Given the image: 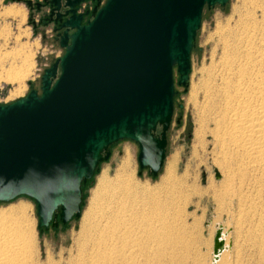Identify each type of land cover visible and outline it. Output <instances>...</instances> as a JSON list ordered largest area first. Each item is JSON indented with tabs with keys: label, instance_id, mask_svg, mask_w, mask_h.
<instances>
[{
	"label": "water",
	"instance_id": "water-1",
	"mask_svg": "<svg viewBox=\"0 0 264 264\" xmlns=\"http://www.w3.org/2000/svg\"><path fill=\"white\" fill-rule=\"evenodd\" d=\"M82 1L44 0L52 11L66 8L57 13L65 17L63 54L43 69L38 89L0 104V202L33 199L39 229L79 217L82 184L118 140L137 143L138 174H158L174 110V68L186 88L203 9L228 2L90 0L96 4L83 23L76 13ZM222 245L218 230L213 252Z\"/></svg>",
	"mask_w": 264,
	"mask_h": 264
},
{
	"label": "bare ground",
	"instance_id": "bare-ground-1",
	"mask_svg": "<svg viewBox=\"0 0 264 264\" xmlns=\"http://www.w3.org/2000/svg\"><path fill=\"white\" fill-rule=\"evenodd\" d=\"M258 1L238 2L225 23L216 25L210 35H217L216 43L189 92L195 125L192 155L210 137L225 184L235 189L231 192L237 200L249 203L250 216L256 218L249 223L248 249L257 255L251 264H264V0ZM0 18L21 23L25 11L11 4L3 7ZM10 34L9 25L0 28V38L7 41ZM22 34L14 37L17 46L0 55V82L15 85V92H22L34 66L30 44L19 43ZM177 161L176 155L169 159L151 188L135 181L127 152L113 177L102 171L92 195L95 204H89L70 247L57 260L46 253L41 261L27 207L0 209V264H185L180 251L187 229L176 222L175 213L193 184L187 169L179 173ZM224 237L222 231L224 244L213 252L212 264H228L222 261L228 246Z\"/></svg>",
	"mask_w": 264,
	"mask_h": 264
},
{
	"label": "rangeland",
	"instance_id": "rangeland-1",
	"mask_svg": "<svg viewBox=\"0 0 264 264\" xmlns=\"http://www.w3.org/2000/svg\"><path fill=\"white\" fill-rule=\"evenodd\" d=\"M241 1L245 0H228L224 7L214 6L204 9L200 28L196 33L194 46L190 54V73L186 88L177 85L178 74L176 68H174V89L176 91L173 98L174 110L170 127L166 133L165 157L162 167L156 176L151 175L147 168L142 169L141 174H138V145L132 140L122 139L109 146V158L98 165V169L88 180L84 190H82L83 195L79 217H73L66 224L58 223L57 227L49 226L48 229H39L37 225L36 204L33 199L27 196L22 195L9 202H0V209L3 210L18 205H24V207L28 208L27 215L33 222L41 261H44L46 253H49L54 260H57L59 252L70 247L71 239L79 230L80 221L90 207L89 204H95L94 200H92L94 199L92 195L99 175L102 171L107 170L109 176L113 177L118 166L117 164H119L121 158L127 152L130 155L131 172L134 174V179L143 187L151 188L159 183L167 162L174 155H176L178 160L179 173H182L186 169L191 173L188 172L192 179L190 183L194 186L192 185L191 187L189 183L190 187H188L187 193L189 195L190 192V195L188 198L186 197V205L185 202L181 203L182 206L180 205L179 210L175 213L176 222L185 225L184 227L187 229L185 234H183L186 246L184 250L180 251L183 257L182 262L185 264H212L214 238L216 232L219 230L220 237L222 231L224 232V238L228 245L226 251L223 253L222 261L224 260L228 264H237L235 260L241 259L243 264L255 263L257 255L248 249V239L252 233L251 229H249V223L252 222L254 224L256 218H251L250 216L252 211L249 208V203L244 200H237L231 192L235 189L225 184V175L221 165L218 167L219 159L215 156L210 137H207L208 142L204 146L205 148H197L196 155H192L195 125L194 110L191 102H189L191 86L194 83H198V70L202 65L203 59L208 61V57L217 40V35H214V37L210 35H213L218 23L224 24L226 19L229 18L233 5L239 4ZM256 1L259 2L258 0ZM11 4L21 6L25 11V18L21 23L11 18H0V28L4 25H9L11 29V34L7 41L3 37L0 38V55L17 46L18 43L15 42L14 37L19 32L25 31L26 34H22L19 43L30 44L35 52L33 56L34 66L32 73L25 79V86L22 92H15L13 89L15 85L0 82V100L2 102H11L22 94L24 96L29 92L32 85L38 89V80L43 68L52 63L56 59V56L63 54V49L55 46L52 47L48 41H41L38 34H33L28 20V8L23 2L0 0V11L3 7ZM28 82L32 85L30 86ZM159 131L160 128L157 129V133ZM215 160L218 162L216 163ZM193 189H196L194 193H192ZM197 190L200 195L197 194ZM169 216L168 219L171 218ZM222 243L224 244L223 239ZM63 257H66V254ZM237 257L238 259H236Z\"/></svg>",
	"mask_w": 264,
	"mask_h": 264
},
{
	"label": "flooded vegetation",
	"instance_id": "flooded-vegetation-1",
	"mask_svg": "<svg viewBox=\"0 0 264 264\" xmlns=\"http://www.w3.org/2000/svg\"><path fill=\"white\" fill-rule=\"evenodd\" d=\"M23 2L26 7L28 8V20L29 24L32 27V31L34 35H39L41 41L45 42L48 41L52 47H59V37L63 31L62 28H59L60 18L63 20L65 17L60 16L65 10L61 9L53 10L49 4H45L44 0H31V4L27 5L26 0ZM105 2V0H100V6ZM96 2L90 0H83L80 2L76 7L77 14H83V23L90 19V13L93 10ZM86 12H88L86 14ZM60 13V15H57ZM62 49V48H60ZM60 56H56V59ZM51 64V63H50ZM49 64V65H50ZM47 65L46 67H48ZM45 67V68H46ZM43 68V69H45ZM41 75V74H40ZM39 82V80H38ZM32 84L30 83V86ZM33 87V85H32ZM2 100H0V104H3Z\"/></svg>",
	"mask_w": 264,
	"mask_h": 264
},
{
	"label": "trees",
	"instance_id": "trees-1",
	"mask_svg": "<svg viewBox=\"0 0 264 264\" xmlns=\"http://www.w3.org/2000/svg\"><path fill=\"white\" fill-rule=\"evenodd\" d=\"M16 1H21V2H25V1H22V0H16ZM217 6V5H216ZM205 8H207L206 6L204 7V9ZM204 9H203V11H204ZM87 183H88V180L84 183V184H82V190H84V188H85V186L87 185Z\"/></svg>",
	"mask_w": 264,
	"mask_h": 264
},
{
	"label": "crops",
	"instance_id": "crops-1",
	"mask_svg": "<svg viewBox=\"0 0 264 264\" xmlns=\"http://www.w3.org/2000/svg\"><path fill=\"white\" fill-rule=\"evenodd\" d=\"M22 96H23V94H22V95H20V96H17V98H18V97L20 98V97H22ZM17 98H16V99H17ZM4 103H8V102H4Z\"/></svg>",
	"mask_w": 264,
	"mask_h": 264
}]
</instances>
